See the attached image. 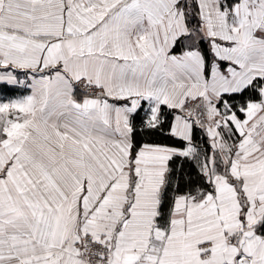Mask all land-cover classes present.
<instances>
[{
  "label": "snow or ice",
  "instance_id": "snow-or-ice-1",
  "mask_svg": "<svg viewBox=\"0 0 264 264\" xmlns=\"http://www.w3.org/2000/svg\"><path fill=\"white\" fill-rule=\"evenodd\" d=\"M0 264H264V0H0Z\"/></svg>",
  "mask_w": 264,
  "mask_h": 264
}]
</instances>
